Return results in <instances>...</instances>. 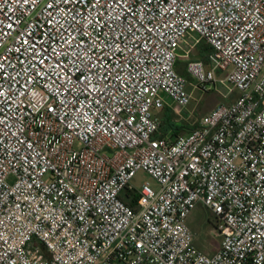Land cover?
Returning <instances> with one entry per match:
<instances>
[{"label":"built area","instance_id":"obj_1","mask_svg":"<svg viewBox=\"0 0 264 264\" xmlns=\"http://www.w3.org/2000/svg\"><path fill=\"white\" fill-rule=\"evenodd\" d=\"M180 59L239 96L157 137ZM0 264H264V0H0Z\"/></svg>","mask_w":264,"mask_h":264},{"label":"rangeland","instance_id":"obj_2","mask_svg":"<svg viewBox=\"0 0 264 264\" xmlns=\"http://www.w3.org/2000/svg\"><path fill=\"white\" fill-rule=\"evenodd\" d=\"M206 51L204 47L199 46L190 60L201 59L207 64V60L205 59ZM178 63H180L178 72H182V75L188 79L186 89L192 96L191 103L184 111V118L175 121L177 124L185 126L186 131L194 128L202 116L218 105L230 104L239 96L237 91L229 94L227 87L222 84L210 85L208 92L196 88L195 81L189 76L186 70L187 60L180 59ZM217 76L219 78H225V73L217 72ZM144 182H149L154 188H157L155 180L144 172L136 174L132 180V185L140 188ZM187 224L194 234L196 247L204 254L212 256L221 243V238L216 233L217 222L213 214L203 205L197 204L189 214Z\"/></svg>","mask_w":264,"mask_h":264},{"label":"trees","instance_id":"obj_3","mask_svg":"<svg viewBox=\"0 0 264 264\" xmlns=\"http://www.w3.org/2000/svg\"><path fill=\"white\" fill-rule=\"evenodd\" d=\"M161 122H162L161 128H160L159 133L157 134V137H165V136L176 137L179 134H182L183 132L186 133L193 129L191 128L188 131H186L185 126L174 122L171 119L170 110H166L161 113ZM134 202H135V199H134Z\"/></svg>","mask_w":264,"mask_h":264},{"label":"crops","instance_id":"obj_4","mask_svg":"<svg viewBox=\"0 0 264 264\" xmlns=\"http://www.w3.org/2000/svg\"><path fill=\"white\" fill-rule=\"evenodd\" d=\"M206 50H207L206 52L208 53L209 50H208V49H206ZM207 53H206V54H207ZM179 66H180V63L177 64V71H178V67H179ZM179 73H180V72H179ZM180 74H182V72H181ZM218 248H219V247H218ZM217 250H218V249H217ZM217 250L214 252V254L217 252ZM214 254H213V255H214Z\"/></svg>","mask_w":264,"mask_h":264}]
</instances>
